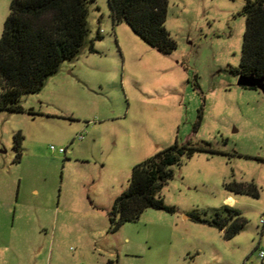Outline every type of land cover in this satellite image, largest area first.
Here are the masks:
<instances>
[{"label":"rangeland","instance_id":"1","mask_svg":"<svg viewBox=\"0 0 264 264\" xmlns=\"http://www.w3.org/2000/svg\"><path fill=\"white\" fill-rule=\"evenodd\" d=\"M11 0H0V35ZM245 0H168L176 48L149 46L108 0L88 2L87 44L64 60L23 111H0V191L21 250L40 264H264V95L237 84ZM96 52L88 51L89 40ZM24 136L15 161L14 134ZM175 141L206 146L172 166L158 195L173 213L147 208L108 231L107 211L132 167ZM65 148V152L54 151ZM230 181L258 197L231 195L245 219L226 239L191 219L212 218ZM229 205V204H228ZM53 253L50 258V250Z\"/></svg>","mask_w":264,"mask_h":264},{"label":"trees","instance_id":"2","mask_svg":"<svg viewBox=\"0 0 264 264\" xmlns=\"http://www.w3.org/2000/svg\"><path fill=\"white\" fill-rule=\"evenodd\" d=\"M95 0H11L9 13L0 35V111H23V93L38 92L48 77L55 74L64 60L75 58L87 44L89 33L88 2ZM113 24L124 21L149 46L163 53L176 48V42L165 27L168 0H108ZM241 13L245 30L238 76H264V0H245ZM89 40L88 51L96 52L95 39ZM244 87V86H242ZM254 88V87H247ZM14 160L21 157L24 136L14 134ZM195 151L214 150L186 141L163 148L135 164L127 187L113 200L107 211L108 231H117L124 223L137 220L147 208L175 211L158 193L172 178V166L180 164ZM229 195L258 197L253 182L230 181L224 184ZM192 220L217 228L224 238L234 237L245 219L234 206L223 204L212 218L194 212Z\"/></svg>","mask_w":264,"mask_h":264},{"label":"crops","instance_id":"3","mask_svg":"<svg viewBox=\"0 0 264 264\" xmlns=\"http://www.w3.org/2000/svg\"><path fill=\"white\" fill-rule=\"evenodd\" d=\"M226 200L229 205L235 201L231 195H228ZM8 205V199L0 191V264H39L36 259L32 260L21 250L25 233L20 228H14V222L11 227L8 224ZM52 253L53 248L50 250V258Z\"/></svg>","mask_w":264,"mask_h":264},{"label":"water","instance_id":"4","mask_svg":"<svg viewBox=\"0 0 264 264\" xmlns=\"http://www.w3.org/2000/svg\"><path fill=\"white\" fill-rule=\"evenodd\" d=\"M237 84L244 87L259 89L264 95V76L257 78L252 74L248 76L240 75L237 77Z\"/></svg>","mask_w":264,"mask_h":264},{"label":"built area","instance_id":"5","mask_svg":"<svg viewBox=\"0 0 264 264\" xmlns=\"http://www.w3.org/2000/svg\"><path fill=\"white\" fill-rule=\"evenodd\" d=\"M100 33H102V30H100ZM50 148L52 149V150H54V151H58V152H62V153H64L66 150H65V148H62V147H59V148H55L53 145H51L50 146ZM262 221V223H264V218L261 220ZM259 256L261 257V258H264V250H260L259 251Z\"/></svg>","mask_w":264,"mask_h":264}]
</instances>
